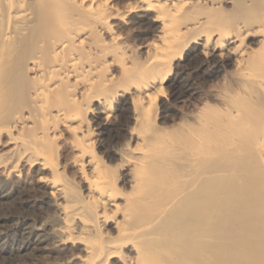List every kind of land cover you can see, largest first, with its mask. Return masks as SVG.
I'll return each mask as SVG.
<instances>
[{
  "label": "bare ground",
  "instance_id": "1",
  "mask_svg": "<svg viewBox=\"0 0 264 264\" xmlns=\"http://www.w3.org/2000/svg\"><path fill=\"white\" fill-rule=\"evenodd\" d=\"M0 202L9 264H264V0H0Z\"/></svg>",
  "mask_w": 264,
  "mask_h": 264
},
{
  "label": "rangeland",
  "instance_id": "2",
  "mask_svg": "<svg viewBox=\"0 0 264 264\" xmlns=\"http://www.w3.org/2000/svg\"><path fill=\"white\" fill-rule=\"evenodd\" d=\"M251 45L253 47L255 46L254 43H252ZM211 58L212 59H210V61L207 62V61H205L207 59L204 57L203 54H196V55L193 54V55L189 56V58H187V60L185 59V60L181 61V66H182L181 69H182V71H184V74L180 78V81L176 82L174 89L178 93H180V95H184V97H185L187 94V89H188L189 85L190 84L196 85L199 88V90L202 92L203 102H207L208 104L214 105L217 108V110H219V114H225L227 111L228 105L225 104V102L223 101V96L226 94L227 97H229L231 100H232V98L238 97L236 95L237 94L236 92L238 91L237 90L238 85L236 82V76L238 73V68L236 67L234 62H232V59L230 56H228V54H226L223 57L212 56ZM219 60H220V62H219L220 66H219V68H217L215 70L213 68V62H217ZM208 72L212 73V74H207ZM186 74H187V76H186ZM206 77L208 79L209 78L210 79L208 80ZM209 82H210V85H209ZM183 83H184V85H183ZM174 96H175V92L173 93L172 91L171 92L167 91L165 94V97H164V104L168 110L167 115L168 114L171 115V118L173 119V120H170L167 125H172L174 122H180V112L185 113V114H189L191 112H194V110H192V109H194L193 105H195V107H196V106H198V105L200 106L202 104V103H200L199 99H197V100L194 99L193 105H189V103H186V102L178 104L177 100H176V96L175 97ZM187 97L188 96L185 97L186 100H188ZM173 99H175V100H173ZM171 101H174L175 103L171 102ZM170 112H171V114H170ZM172 115H174V116H172ZM113 130L115 131V129H113ZM103 155L106 156V153ZM259 190L260 189H258L256 194H258L260 192ZM3 204H6V203H3ZM3 204L0 202V211L2 210L1 206H3ZM20 245L21 244L17 242L14 244H10L9 248L11 247V249L18 251V249L20 248ZM51 253L52 252H48V251L45 252L46 255L44 254V257L45 256L48 257V258H45V260L49 259V256L53 255ZM8 254L9 253H6V252L0 254V264H9L8 259H7V258H9Z\"/></svg>",
  "mask_w": 264,
  "mask_h": 264
}]
</instances>
